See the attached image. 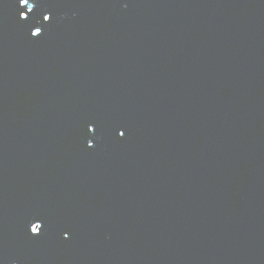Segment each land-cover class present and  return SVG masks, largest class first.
I'll return each instance as SVG.
<instances>
[{
  "label": "water",
  "instance_id": "95a60500",
  "mask_svg": "<svg viewBox=\"0 0 264 264\" xmlns=\"http://www.w3.org/2000/svg\"><path fill=\"white\" fill-rule=\"evenodd\" d=\"M0 264H264V0H0Z\"/></svg>",
  "mask_w": 264,
  "mask_h": 264
},
{
  "label": "snow or ice",
  "instance_id": "6c2138e0",
  "mask_svg": "<svg viewBox=\"0 0 264 264\" xmlns=\"http://www.w3.org/2000/svg\"><path fill=\"white\" fill-rule=\"evenodd\" d=\"M19 3H20L21 5L28 6V5H29V0H19ZM31 11H32V8L29 7V12H31ZM20 15H21V18H22V19H27V18H28V14H27V13H23V12H22V13H20ZM44 19H45V20H48V19H50V17L45 16ZM39 32H40V29L37 28V29L32 33V35L37 36V35H39ZM92 130L95 131L96 129H95V128H92ZM124 135H125L124 131H120V132H119V136L123 137ZM89 146H91V145H89ZM41 227H42V225H38V224L36 223V224L31 228V232H32V233H37V234H39V233H40V229H41Z\"/></svg>",
  "mask_w": 264,
  "mask_h": 264
}]
</instances>
